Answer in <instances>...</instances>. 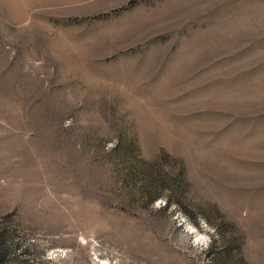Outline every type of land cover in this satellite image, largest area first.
<instances>
[{"label":"rangeland","instance_id":"obj_1","mask_svg":"<svg viewBox=\"0 0 264 264\" xmlns=\"http://www.w3.org/2000/svg\"><path fill=\"white\" fill-rule=\"evenodd\" d=\"M0 264H264V0H0Z\"/></svg>","mask_w":264,"mask_h":264}]
</instances>
